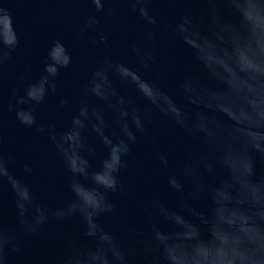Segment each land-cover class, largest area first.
Here are the masks:
<instances>
[{
    "label": "clouds",
    "instance_id": "1",
    "mask_svg": "<svg viewBox=\"0 0 264 264\" xmlns=\"http://www.w3.org/2000/svg\"><path fill=\"white\" fill-rule=\"evenodd\" d=\"M94 11L74 30V39L92 45L106 43L107 21L119 23L124 10L138 15L145 28L132 42L129 55L104 59L81 90L82 99L63 130L39 124L47 131L70 173V199L56 208L38 212L36 196L13 175L3 150V86L16 69L21 47L12 9L0 4V185L7 180L15 195V229L5 225L0 193V264L23 250L25 236L39 237L49 220L78 217L91 246L71 242L53 264H264V177L256 178L255 157L264 158V0H183L204 5L199 22L191 14L168 26L194 52L204 74L190 73L177 81L173 93L146 78L155 61L158 24L152 5L157 0H84ZM168 3L173 0H159ZM73 62L61 40L48 48L43 72L31 81L20 75L7 105L25 126L38 124L37 106L55 93L61 70ZM31 65H25V72ZM114 77L139 95L142 105L114 86ZM94 97L97 104H90ZM60 104L67 100L60 99ZM20 106V107H17ZM162 116L194 138L198 145L178 165L170 185L182 194L173 211L153 197L148 209L149 231L130 229L120 234L105 230L101 217L114 210L108 194L123 191L119 174L138 135L149 136L156 116ZM107 148L93 164L95 148L89 137ZM161 165L169 161L159 155ZM24 171L31 167L24 165ZM185 185L189 187L183 195ZM208 198L207 212L197 204ZM160 221L172 227L165 229Z\"/></svg>",
    "mask_w": 264,
    "mask_h": 264
},
{
    "label": "water",
    "instance_id": "2",
    "mask_svg": "<svg viewBox=\"0 0 264 264\" xmlns=\"http://www.w3.org/2000/svg\"><path fill=\"white\" fill-rule=\"evenodd\" d=\"M0 4H6L12 9L17 32L21 37V47L15 54L16 69L5 79L3 86V150L10 158L9 167L13 175L26 183L35 194L34 209L45 212L71 198L67 188L70 173L49 133L40 131L39 124L54 126L58 131L65 129L79 108L81 90L95 67L106 56L113 60L126 58L132 42L143 33L145 24L138 15L124 11L127 5H116L122 10L119 23L107 21L103 27L107 42L92 45L87 38L76 41L73 35L83 18L94 11L84 0H0ZM204 7L183 0L168 3L157 0L152 5L158 21L154 47L156 61L152 70L144 75L169 93L174 92L177 81L184 76L194 72L203 75L204 69L193 50L172 33L168 26L186 14H191L194 21L199 22ZM56 40L66 45L73 62L61 70L56 92H50L45 101L37 106L38 124L27 127L17 119L15 111L7 110L11 91L22 86L20 75L25 76V81H31L43 72L47 50ZM25 65H31V70L25 72ZM114 86L121 94L129 95L138 105H142L139 95L116 77ZM61 98L66 99L67 104L62 106ZM88 102L98 103L94 97H88ZM89 141L95 148L93 164L96 165L107 155V148L95 136H90ZM197 145L194 138L171 121L157 115L150 127L149 136L138 135L127 157V167L119 174L123 191L108 194L114 210L101 217L100 223L105 230L117 235L133 228L149 231L148 209L154 196L159 197L171 210L181 211L179 205L182 194L170 185L169 178L179 175L178 165ZM160 154L167 157L168 168L161 165ZM255 161L256 178L259 179L264 177V158L256 154ZM25 164L31 167L30 172L24 171ZM189 190L185 185L183 195L186 196ZM0 193L3 196L5 225L15 229L18 227L15 195L7 180L0 185ZM210 206L208 198L201 199L197 204L203 212H207ZM160 223L166 230L172 227L166 221ZM84 231L85 225L78 217L59 222L49 220L42 226L39 237H24L23 250L11 253L8 264H53L54 257L69 250L71 242L82 246L92 245L91 238L86 237Z\"/></svg>",
    "mask_w": 264,
    "mask_h": 264
}]
</instances>
